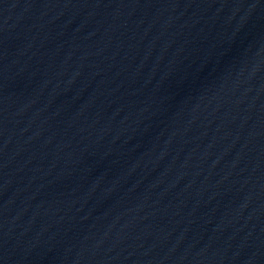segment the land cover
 Segmentation results:
<instances>
[{
	"label": "water",
	"instance_id": "1",
	"mask_svg": "<svg viewBox=\"0 0 264 264\" xmlns=\"http://www.w3.org/2000/svg\"><path fill=\"white\" fill-rule=\"evenodd\" d=\"M0 264H264V0H0Z\"/></svg>",
	"mask_w": 264,
	"mask_h": 264
}]
</instances>
